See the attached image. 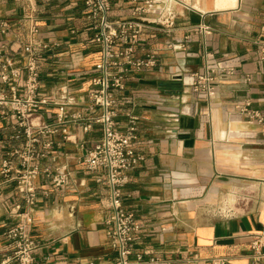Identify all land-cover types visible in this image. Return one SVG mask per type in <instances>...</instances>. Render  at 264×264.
<instances>
[{
	"label": "crops",
	"instance_id": "0c3cea01",
	"mask_svg": "<svg viewBox=\"0 0 264 264\" xmlns=\"http://www.w3.org/2000/svg\"><path fill=\"white\" fill-rule=\"evenodd\" d=\"M218 1L171 0L173 31L148 29L137 44V54L154 55L156 64L131 70L115 94L119 124L132 116L139 120L142 160L129 172L125 200L140 223L135 246L171 264L220 258L225 264H264L253 259L251 249L253 234L264 230V122L241 112L250 100L264 114V60L257 43L264 40V0H234L226 8ZM111 2L113 19L129 18L137 4ZM93 24L86 0H0L1 45L18 49L33 37L50 46L42 61L41 92L51 97L42 108L47 120H56L57 102H70V113L89 103L101 59ZM202 24L211 32H200ZM32 25L38 28L33 36ZM179 43L183 48H174ZM27 52L24 47L16 54L19 64ZM213 67L233 74L220 79L216 95L206 99L191 83L196 73ZM68 127L69 139L52 137L43 161L50 171L35 181L33 235L41 244L36 264H116L107 185L100 180L103 173L84 165L102 127ZM16 134L0 113V263L10 252L5 232L13 223L11 210L16 204L28 209L15 183L1 175L2 161L21 142ZM58 171L69 177L64 186L56 184Z\"/></svg>",
	"mask_w": 264,
	"mask_h": 264
},
{
	"label": "built area",
	"instance_id": "2783aa9c",
	"mask_svg": "<svg viewBox=\"0 0 264 264\" xmlns=\"http://www.w3.org/2000/svg\"><path fill=\"white\" fill-rule=\"evenodd\" d=\"M129 18L113 19L111 0H86L88 16L94 21L95 34L92 42L101 47V59L95 66V76L89 93V103L83 111L70 113V102H61L56 120L44 118L42 108L51 97L41 92L43 52L49 44L31 37L24 45L28 52L19 64L16 54L24 47L0 44V113L16 130L14 139L21 142L2 161L1 175L6 182H13L28 209L16 204L11 210L13 223L5 232L10 252L0 264H36L35 253L41 247L33 235L34 218L38 199L36 179L49 168L43 167L53 145L52 137L61 133L65 139L71 136L68 125H80L90 132L96 125L102 127V137L93 144L84 158L88 171L103 173L110 199L107 223L112 245L117 251L116 264H171L160 255H147L137 251L140 223L135 213L126 207V189L131 181L129 172L142 160L137 151L139 120L132 116L121 126L117 120L118 105L115 94L125 88L127 74L156 64L154 55L144 58L137 54V44L148 29L171 33L176 26L177 16L171 10V0H136ZM200 32L210 33V27L202 24ZM38 32L31 26V36ZM259 55L264 60V40H258ZM174 48L182 49L179 43ZM233 74V69L209 68L204 74L196 73L191 83L194 93L212 99L217 93L220 79ZM249 80L250 78L247 77ZM76 103L75 105H77ZM241 112L251 120L264 122V114L252 108L248 100ZM57 185L64 186L69 177L63 171L54 176ZM252 257L264 262V230L253 234ZM212 264H225V259H216Z\"/></svg>",
	"mask_w": 264,
	"mask_h": 264
},
{
	"label": "bare ground",
	"instance_id": "6f19581e",
	"mask_svg": "<svg viewBox=\"0 0 264 264\" xmlns=\"http://www.w3.org/2000/svg\"><path fill=\"white\" fill-rule=\"evenodd\" d=\"M235 1H237V0H235ZM220 4H219V6L220 7H225L226 8V6H229V5H233V3H234V0H221V1H218ZM217 4V3H216ZM216 6V5H215ZM217 6H218V4H217ZM219 7V8H220ZM224 8V9H225ZM221 9V8H220Z\"/></svg>",
	"mask_w": 264,
	"mask_h": 264
}]
</instances>
